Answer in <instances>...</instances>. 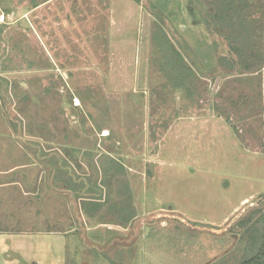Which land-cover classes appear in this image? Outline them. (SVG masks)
Instances as JSON below:
<instances>
[{
	"label": "rangeland",
	"instance_id": "1",
	"mask_svg": "<svg viewBox=\"0 0 264 264\" xmlns=\"http://www.w3.org/2000/svg\"><path fill=\"white\" fill-rule=\"evenodd\" d=\"M199 1L0 0V165L21 185L67 172L59 263L243 258L237 222L264 209V0L231 36ZM160 29L198 94L159 70ZM32 234L17 244L44 260Z\"/></svg>",
	"mask_w": 264,
	"mask_h": 264
},
{
	"label": "crops",
	"instance_id": "2",
	"mask_svg": "<svg viewBox=\"0 0 264 264\" xmlns=\"http://www.w3.org/2000/svg\"><path fill=\"white\" fill-rule=\"evenodd\" d=\"M18 166L0 165V264H63L58 260V239L63 242L68 232L58 228L57 196L58 178L56 171L50 167L49 180L42 175L35 176L24 184L11 177ZM25 174V173H23ZM27 175V174H26ZM19 179V178H18ZM53 189V190H52ZM20 194L19 198L15 195ZM53 193V194H52ZM3 223H6L2 226ZM21 226L33 233L31 240L43 242L44 260L27 257L26 245L17 244L27 240L29 233L20 232ZM57 240V242H56ZM61 246V250H62Z\"/></svg>",
	"mask_w": 264,
	"mask_h": 264
},
{
	"label": "trees",
	"instance_id": "3",
	"mask_svg": "<svg viewBox=\"0 0 264 264\" xmlns=\"http://www.w3.org/2000/svg\"><path fill=\"white\" fill-rule=\"evenodd\" d=\"M197 1L201 3L199 0ZM204 3L209 4L212 9V11L211 9L206 11L207 15L216 19L219 23V30L222 31V33L226 32L229 36H231L229 33H232L236 27L235 21L233 20L244 23V20H242L243 17L245 18L247 16L246 18H249V15H243L241 12L245 10L250 3L248 0H239V2L237 0H204ZM234 4H238L236 9L234 8ZM213 6L215 7L214 11ZM189 11L192 13L193 8H190ZM233 14L236 18H232ZM226 29L229 30V33L225 31ZM161 31L160 29L159 34L154 36L159 53H161L164 58L157 61L159 70L163 71L168 66L170 72H173V76H171L172 79L170 78V80H172L171 82L174 87L186 88L190 95L198 94L197 90L194 89V87L198 89L196 85L197 82H192V69L186 65L180 51L174 48L169 38L161 33ZM229 42L234 51L239 54V63L245 67V70H250L256 66L255 62L244 60L243 57H245V55L241 53L238 45L233 40L230 39ZM257 62L259 63V61ZM260 67L264 68L262 65H260ZM65 174H67L65 170H58L57 178L59 182H62V187L70 189L71 179L67 176L65 177ZM237 224L242 231L241 238L243 240L245 239L244 256L238 264H264V209H255L251 211L246 217L239 220Z\"/></svg>",
	"mask_w": 264,
	"mask_h": 264
}]
</instances>
